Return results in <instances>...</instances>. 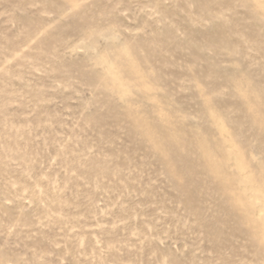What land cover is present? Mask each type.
Returning a JSON list of instances; mask_svg holds the SVG:
<instances>
[{"label": "rangeland", "instance_id": "rangeland-1", "mask_svg": "<svg viewBox=\"0 0 264 264\" xmlns=\"http://www.w3.org/2000/svg\"><path fill=\"white\" fill-rule=\"evenodd\" d=\"M0 264H264V0H0Z\"/></svg>", "mask_w": 264, "mask_h": 264}]
</instances>
